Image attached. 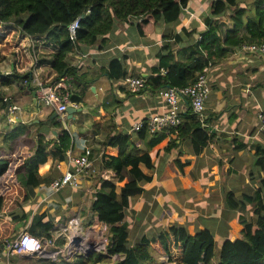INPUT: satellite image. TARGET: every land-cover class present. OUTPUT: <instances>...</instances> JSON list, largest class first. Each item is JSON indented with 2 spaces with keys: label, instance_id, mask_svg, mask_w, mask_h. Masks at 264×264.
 <instances>
[{
  "label": "crops",
  "instance_id": "0c3cea01",
  "mask_svg": "<svg viewBox=\"0 0 264 264\" xmlns=\"http://www.w3.org/2000/svg\"><path fill=\"white\" fill-rule=\"evenodd\" d=\"M242 1L241 4L247 5L255 0ZM213 2L188 0L178 21H159L145 27L144 32L137 26L142 17L117 21L111 31L99 36L93 44L80 43L67 54V62L77 68L79 76L75 83L68 76L66 81L77 111L73 117L67 113L66 122L62 123L73 138L71 155L80 154L85 147L91 148L97 172L82 180L79 187H65L53 195H47L46 186L50 183L31 187L30 199L12 213L29 214L19 231L26 228L34 236L50 240L52 243L44 246L49 247L51 253L14 252L9 264H81L93 253H80L79 248H83L85 241L74 244L82 235L80 230L84 228L85 219L78 220V215L68 216V210L76 209L83 214V209L88 206L98 217L92 204L97 194L104 191L103 180L115 184L117 200H122V189L132 178L131 166L121 174L107 166L112 157L119 155L113 140L120 135H128L130 156L143 157L139 163L143 175L136 179L139 191L131 194L128 205L124 206L129 232L127 246L132 247L143 238L155 240L164 233L170 248V254H166L151 246L153 260L145 264H183V248L171 231L173 227L185 228L192 235L209 230L216 241L217 253L211 264H217L219 251L226 240L238 237L244 222L258 218L255 204L247 201L245 196H253L260 189L264 174L255 163L253 150L238 146L242 143L264 145L259 120V114L264 111V55L234 47L228 57L210 61L206 66L211 90L204 112L209 120L207 125L214 133L207 146L195 145L191 139H178L176 146L170 147L174 137L169 132L163 141L154 145L156 134L147 133L141 137V130H132L133 124L161 114L165 104L150 85L140 93H133L126 87L125 79L129 76L153 77L160 66V55L166 52L167 46L176 58L189 56L190 51L182 52L201 39L208 28L207 18L213 17L223 33L232 29V10L212 16ZM27 17L25 14L24 18ZM14 21H0V28L15 27ZM9 39L22 47L28 61L19 67L18 60L12 56L0 63V82L3 76L15 70L20 74L32 72V75L28 84L13 80L12 85L0 86L12 103L9 111L0 109L6 117L0 116V127H6L10 133L19 124L38 123L48 114V120H43L46 123L44 130L50 128L49 135L55 136L50 121L54 112L43 106L33 80L37 76L41 78L43 67L53 63V55H46L41 50L51 49L54 43L39 36H29L19 28L13 30ZM114 60L121 63L118 75L114 72L116 68L112 69ZM183 107L186 112L189 102ZM147 156L150 164L144 161ZM67 159L66 167L61 163L58 168V160L49 157L39 167L41 175L52 178L51 182L66 170ZM55 207L59 209L58 214ZM43 214V222L51 223L52 227L48 232L42 227L32 232V220ZM72 233L76 239H70ZM103 253L109 256L107 249V254ZM110 257L113 259L109 264H114L122 261L125 255ZM0 264H6L3 251Z\"/></svg>",
  "mask_w": 264,
  "mask_h": 264
},
{
  "label": "trees",
  "instance_id": "16d2710c",
  "mask_svg": "<svg viewBox=\"0 0 264 264\" xmlns=\"http://www.w3.org/2000/svg\"><path fill=\"white\" fill-rule=\"evenodd\" d=\"M187 2L188 0H0V21L9 23L15 20V27L0 28L3 30L0 33V63L12 56L18 60L19 67H23L28 61L22 47L9 39L13 30L19 28L29 36H39L54 43L51 49L41 50L54 57L51 65L43 67L41 80L44 85H53L66 76L72 77L75 83L79 79L77 68L70 65L66 57L80 43L93 44L99 36L111 31L115 22L135 17H142L137 23L142 32L145 27L159 21L176 22ZM232 6L235 7L231 14L233 28L223 33L220 24L213 17L207 18L208 28L201 39L193 46L184 48L182 53L190 51L186 58H176L170 46L166 47V52L160 55V66L155 69V75L147 79L153 91L167 86H188L210 61L228 57L232 48L241 47L249 41L258 44L264 42V0H255L247 5L241 4L240 0H214L212 16L224 15ZM25 14L28 15L27 18H24ZM78 16L82 17L81 27L73 41L69 36L68 25ZM120 67L118 60L112 62L116 75L120 72ZM162 68L166 70L165 73ZM31 75L32 72L20 74L15 70L1 78L0 86L12 85L13 80L26 79L30 82ZM6 106V97L0 89V109H5ZM183 115V124L177 132H171L174 138L169 146L175 147L178 139H191L195 145L207 146L214 135L210 127L202 125L191 106ZM50 121L52 129L57 132L50 139H47V134L51 130H44L46 123L43 120L29 125L19 124L5 137L4 143L8 144V150L0 151V242L18 236L19 227L27 222L29 214L12 212L30 199L31 187L44 182L50 183L52 178L41 175L40 165L52 157L66 167V152L72 146V135L64 128L58 116ZM147 133V128L144 127L140 135L145 137ZM167 135L166 132L156 134L153 144L160 143ZM128 141V135H120L113 140L119 148V155L112 157L107 163L118 174L131 166L132 178L122 189V200H117L115 184L103 180L104 191L97 194L92 204L99 221L109 226V256L103 252H93L81 264L110 263V256L117 254H124L125 257L114 264H145L153 260L151 246L170 254L168 238L164 233L155 240L143 238L134 246H127L129 232L124 206L128 205L129 196L139 191L136 179L143 175L139 169L143 157L130 156ZM245 147L253 150L255 163L264 174V145L248 146L242 143L238 146L240 149ZM145 159L150 164V157ZM245 199L255 204L258 218L244 222L240 235L226 240L219 251L217 264H264V177L260 189L253 196L246 195ZM43 217L44 214L32 220V232L38 227L47 232L50 230L52 224L43 222ZM171 231L183 248V264H211L215 259L216 241L209 230L204 229L194 235L182 227H173Z\"/></svg>",
  "mask_w": 264,
  "mask_h": 264
},
{
  "label": "built area",
  "instance_id": "2783aa9c",
  "mask_svg": "<svg viewBox=\"0 0 264 264\" xmlns=\"http://www.w3.org/2000/svg\"><path fill=\"white\" fill-rule=\"evenodd\" d=\"M81 16L75 18L68 25V32L71 40L75 41L77 32L81 27ZM240 51L249 52L257 55H264V42L245 43L239 47ZM209 68L205 67L199 72L195 81L185 87L167 86L158 91V95L163 99L165 110L161 114L152 115L146 120L133 124V131H140L144 127L150 134H158L160 132H177L184 121V103L189 102L193 111L197 114L198 119L204 127H209L206 123V115L204 112L206 100L210 94ZM165 73L166 70L162 69ZM68 77H62L53 85L46 86L40 77H34L35 90L44 107L49 108L52 112L58 113V119L66 122L67 108L69 106L76 107V103L72 102L71 92L66 84ZM29 82L25 79L24 84ZM126 87L133 93H140L148 87L147 78L142 76H129L125 79ZM260 130L264 133V111L259 114ZM72 147L66 152L69 156L67 159V168L62 174L53 179L47 185V195L58 193L65 187L76 188L82 184V180L93 177L96 174V168L93 161V151L89 147L78 155H71ZM57 167H61L58 162ZM71 240L75 238V234L70 236ZM76 239V238H75ZM106 242V241H105ZM4 257L6 264H9L11 254L17 253H43L44 244H51L50 240H43L34 236L26 230H22L18 236L7 239L4 242ZM108 247V246H107ZM108 249V248H107Z\"/></svg>",
  "mask_w": 264,
  "mask_h": 264
},
{
  "label": "rangeland",
  "instance_id": "374dc122",
  "mask_svg": "<svg viewBox=\"0 0 264 264\" xmlns=\"http://www.w3.org/2000/svg\"><path fill=\"white\" fill-rule=\"evenodd\" d=\"M240 2H243L242 0ZM235 8L231 7V10L233 11ZM0 116H2L3 118H6L5 115L3 113H0ZM48 114H46L44 116V118H42V120H48ZM2 120V119H1ZM8 118L7 120L5 119L6 125L8 126L10 123H8ZM16 129V128H15ZM9 129H6V127H0V151H4V150H8V144L5 145L4 140L5 137L8 136ZM32 130H35L34 128H32ZM54 135H49L47 134V139L52 138ZM88 205V204H87ZM56 210L55 212L58 214L59 213V209H57V207H55ZM84 213L80 214L76 209H72L70 208L68 210V216H72V215H78V220H81L82 218L85 219L84 223V228L82 230H80L82 232V235L77 239L76 243L74 244H79V242H83L85 241V245L83 246V248H79L80 253L88 255L89 253L93 252H105L106 253V249L108 248L107 246H109L110 243V230H109V226H107L106 224L100 222L98 220V217L96 215H94L92 212L89 211V208L87 206L86 209H83ZM78 212V213H77ZM80 215V217H79ZM64 221V220H63ZM87 223V224H86ZM93 228H92V227ZM91 227V228H89ZM20 232V231H19ZM103 240L106 241L103 243ZM102 241V242H101ZM73 248L77 247L74 246ZM75 250V251H76ZM51 253L49 247L46 249H44V252L42 254L45 253ZM77 252V251H76ZM107 254V253H106ZM113 259V258H112ZM105 264V263H102ZM109 264V263H106Z\"/></svg>",
  "mask_w": 264,
  "mask_h": 264
},
{
  "label": "water",
  "instance_id": "95a60500",
  "mask_svg": "<svg viewBox=\"0 0 264 264\" xmlns=\"http://www.w3.org/2000/svg\"><path fill=\"white\" fill-rule=\"evenodd\" d=\"M6 102H7V106H6V110L9 111L12 107V103L10 101V99H7L6 98ZM77 111L76 108L72 107V106H69L67 108V113L69 114L70 117H73V114ZM58 116V113L57 112H54L53 113V118L57 117ZM57 132L54 131V134H56ZM4 249V243L3 242H0V256L2 254V251Z\"/></svg>",
  "mask_w": 264,
  "mask_h": 264
},
{
  "label": "bare ground",
  "instance_id": "6f19581e",
  "mask_svg": "<svg viewBox=\"0 0 264 264\" xmlns=\"http://www.w3.org/2000/svg\"><path fill=\"white\" fill-rule=\"evenodd\" d=\"M102 242V241H101ZM105 241L103 240V243H104ZM105 244V243H104Z\"/></svg>",
  "mask_w": 264,
  "mask_h": 264
}]
</instances>
